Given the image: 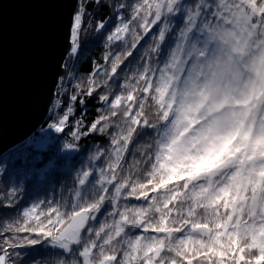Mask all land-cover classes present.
<instances>
[{
    "label": "snow or ice",
    "instance_id": "snow-or-ice-1",
    "mask_svg": "<svg viewBox=\"0 0 264 264\" xmlns=\"http://www.w3.org/2000/svg\"><path fill=\"white\" fill-rule=\"evenodd\" d=\"M89 31L103 63L66 88ZM68 44L48 109L66 138L27 141L25 164L43 179L89 135L110 150L76 169L74 197L17 217L23 186L0 166V264H264V0H75ZM90 99L97 117L69 124Z\"/></svg>",
    "mask_w": 264,
    "mask_h": 264
},
{
    "label": "water",
    "instance_id": "water-1",
    "mask_svg": "<svg viewBox=\"0 0 264 264\" xmlns=\"http://www.w3.org/2000/svg\"><path fill=\"white\" fill-rule=\"evenodd\" d=\"M75 0H0V158L47 122Z\"/></svg>",
    "mask_w": 264,
    "mask_h": 264
},
{
    "label": "trees",
    "instance_id": "trees-1",
    "mask_svg": "<svg viewBox=\"0 0 264 264\" xmlns=\"http://www.w3.org/2000/svg\"><path fill=\"white\" fill-rule=\"evenodd\" d=\"M102 54L103 48L100 46L96 34L91 31L87 33L82 32L78 55L75 60H70L68 62L69 71L74 73V78L71 84L67 82L66 78L65 87L71 88L72 85L80 82L82 77L86 78L88 74L92 72L94 62L103 63V61L100 60ZM63 75H65V73ZM70 94L72 93L69 92V95ZM63 99L65 101L64 107H67V96H64ZM85 99L87 100V98ZM82 107H84L86 111L84 123L91 124L98 115L97 109L100 108V105L96 99L88 100L86 106L77 103L75 105L76 110L74 116L70 117L69 124L74 123L76 119L81 117ZM59 114L63 115V110H60ZM56 115V112H49L47 122L27 141L30 140L32 145L45 143L51 152H56V149L61 145L63 139L66 138L67 135V130L65 134H57L48 128V124L56 119ZM43 129L46 131L44 138L38 140V136ZM27 141L13 148L0 158V166L7 167L10 180L12 182L19 181L23 186V192L19 197L17 210L7 214L12 217H17L24 208L31 207V205L37 201H59L61 196L67 200L70 194L74 197V192H72L71 189V177L75 174L76 169L80 168L82 165L88 164V157L93 153L96 147L104 146L110 150V146L106 143V137H102L98 134L86 136L78 142L80 147L75 151L59 153L58 155L62 161L61 166L41 179L31 171V164H25V154L32 152V147L26 143ZM45 155H48V153ZM28 159L30 160L31 157L29 156ZM134 159L139 158H134L129 155V164H131ZM92 163L95 164L96 162L93 161ZM98 166L99 165H97V167ZM66 187L68 191H65ZM5 191L6 188L4 184L0 183V196L4 195ZM36 247L40 253L36 256V259L46 260L53 258L49 256L45 246Z\"/></svg>",
    "mask_w": 264,
    "mask_h": 264
},
{
    "label": "built area",
    "instance_id": "built-area-1",
    "mask_svg": "<svg viewBox=\"0 0 264 264\" xmlns=\"http://www.w3.org/2000/svg\"><path fill=\"white\" fill-rule=\"evenodd\" d=\"M46 131L43 129L40 133V135L38 136V140H41L44 138V135H45Z\"/></svg>",
    "mask_w": 264,
    "mask_h": 264
}]
</instances>
